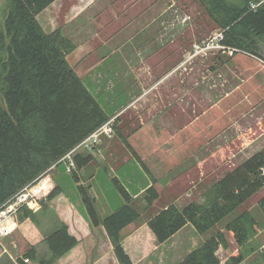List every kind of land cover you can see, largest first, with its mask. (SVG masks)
Returning <instances> with one entry per match:
<instances>
[{"label": "trees", "instance_id": "16d2710c", "mask_svg": "<svg viewBox=\"0 0 264 264\" xmlns=\"http://www.w3.org/2000/svg\"><path fill=\"white\" fill-rule=\"evenodd\" d=\"M54 1L8 0L6 6L8 54L0 61V207L22 187L60 167L64 163L60 159L66 153L112 117L68 62L66 56L75 45L60 30L49 33L40 23L38 14ZM199 1L209 19L225 30L224 43L232 48L231 60L243 81L176 135L151 123L128 135L118 132L152 181L145 190L148 206L161 199L160 178L165 173L264 102V84L257 76L264 74V0L257 8H252V4L261 0ZM116 131L117 124L115 134ZM84 152L75 154L76 167L68 170L78 183L92 223L104 225L120 263L133 264L123 239L137 228L141 213L133 206L127 187L113 177L125 203L104 217L100 215L95 198L79 184L78 170L93 160L92 154ZM262 167L264 149L223 177L209 191L205 203L194 201L183 209L171 203L148 220L159 243L166 242L187 224L205 235V241L176 264H220L218 250L230 246L225 230L235 238L238 252L224 264H264L263 252L251 259L260 248L255 240L260 232L258 221L250 210L239 211L264 187ZM58 193L54 187L46 199H41L37 212L27 207L21 210L19 222L31 220L43 233L47 248L44 256L35 247L29 249L24 255L29 261L54 264L80 243L50 204ZM258 204L264 212V196ZM221 223H225L222 228ZM17 263L30 264L24 259Z\"/></svg>", "mask_w": 264, "mask_h": 264}, {"label": "rangeland", "instance_id": "374dc122", "mask_svg": "<svg viewBox=\"0 0 264 264\" xmlns=\"http://www.w3.org/2000/svg\"><path fill=\"white\" fill-rule=\"evenodd\" d=\"M151 1H153L152 8L154 7V10L152 13H154V17L161 16V18L150 26L148 19L152 17L146 13L145 17H140V21L131 27L129 26L130 28L127 27L125 29L127 31L123 32L124 36L127 33H135V40H125L126 46L135 53V47L138 44L142 45L145 50L144 45L147 44V38L151 35L159 36L164 31L163 34L169 33V35L178 36L177 39L172 38L175 40L169 41L163 51L161 50L164 45L163 39L161 37L154 39L153 44L157 46L158 53L151 71H148L146 75L136 74L137 81L133 82L132 75L119 73L117 69H112L111 65L116 63L114 61L121 59L123 62L126 60L123 58L122 51L112 52V42L100 50L101 55L106 54L108 56L107 62L105 57L100 56L97 52L92 54L95 50L89 49L88 52H84V59L78 68V71H83L84 83L89 89L91 88L90 91L98 98L110 116L116 117L115 121L117 122V134L111 138L105 136L106 142L103 145L99 148L96 146L85 150L83 153L87 155L92 151L94 158L85 168L78 170L79 184L87 187L92 196L95 195L93 197L98 212L108 215L112 213V208L118 209L123 205L118 201L125 202L124 197L112 181L113 177L120 175L121 183L128 188L132 195L133 206L141 213L137 229L142 228L139 235L142 241H147L150 231L149 228L144 227L145 223L159 210L171 203L176 204L181 209L194 201L205 203L209 191L223 177L264 149V103H262L257 109H252L253 111L251 110L252 112L235 126L228 128L227 132L225 130V133L218 140H210L197 150L198 157L195 156L196 153H193L189 158L183 159V162L165 173L160 178L163 185L161 199L155 205H147L145 190L151 182L148 176L137 168L135 162H127L126 160L123 162L122 159L129 154L121 137L118 136V132L121 131L124 135H128L135 128L151 123L169 131L172 135L178 134L193 124L200 114L217 104L215 102L219 101L223 95L230 93L235 85L243 80L241 74L235 73L238 70L231 60L229 51L213 52L214 50H211L207 51L205 56H202V53L194 57V53L191 55L196 42L204 45L215 33L220 31V28L209 19L199 0H140L134 10L117 11L118 15L111 12L113 9L98 10L99 25L97 19H94L98 12L93 11V13L85 16L84 27H82L81 22L84 16L78 18L73 24H64L66 11L63 9L55 11L49 8L40 17V21L47 25L48 31L60 30L64 35V33L76 29L79 31L84 29V33L87 35L96 36L97 33H101V36L107 40L108 37L104 34H113L120 27L128 24L127 17L128 15L131 17L134 12L137 13V17L141 16L146 8H149ZM7 4L8 0H0V61L8 54L6 50L9 42L8 37H6ZM51 16L54 17L56 25L50 26ZM94 21H97V24L91 26L90 23H94ZM104 29H106L105 32H103ZM102 43L103 41L96 42L98 45H102ZM153 49L154 47H152ZM262 53L264 55V44H262ZM176 54H178L177 57ZM68 59L72 65L78 61L74 54ZM162 62H169L170 64L167 67H159ZM171 62L175 64L173 63V65ZM168 69L169 72L161 81L160 77ZM213 69H216L213 72L214 77L210 74ZM77 73L79 74V72ZM258 75L264 84V74L258 73ZM139 80H142L145 86L140 87ZM249 143L257 144L250 147ZM245 147L247 148L243 150ZM46 177L51 179L53 188L59 189V193L53 199L54 202L51 201L53 205L51 206L57 213H74V215H70L72 218L69 217L70 223L73 224L75 233L79 234L80 238L84 237V219L82 217L83 213H87V210H85L82 197L78 191V183L74 181L72 171L67 168V163L64 162L60 167L51 170ZM114 193L119 196V200ZM263 196L264 187L255 193L239 210H250L259 224L260 232L255 240L260 244V248L251 259L258 254L261 255L262 252L264 253V212L258 204L259 199ZM46 198L47 195L42 197V199ZM109 204L115 207H110ZM76 224H80L81 227ZM224 225L225 223H221L219 227L222 228ZM34 227L35 224L29 220L27 225H22L13 235L11 234L2 240V246L5 244L8 249L5 250L3 247L4 251L7 252L5 255L9 257L12 263L19 259H25V253L33 247L37 248L41 256L47 252L44 243L40 242L42 241V233H38ZM27 228L31 233L37 232L39 240L27 235L35 246L30 241L20 239V236H24ZM46 229L47 227H43V230ZM224 232L229 239L230 246L228 249L220 248L218 251L222 264L229 256L238 252V245L233 235L227 230ZM204 241L205 235H201L192 225H189L177 237L167 243L166 247L159 253H166L169 257L167 260L170 259L171 262H175ZM83 258L84 247L78 253V259L81 262ZM162 259L160 263H162ZM28 263L33 262L29 261Z\"/></svg>", "mask_w": 264, "mask_h": 264}, {"label": "crops", "instance_id": "0c3cea01", "mask_svg": "<svg viewBox=\"0 0 264 264\" xmlns=\"http://www.w3.org/2000/svg\"><path fill=\"white\" fill-rule=\"evenodd\" d=\"M138 3H140V0H55L45 10H43L41 13L38 14V19L40 21L41 14H43V13L45 14V11L47 9H49V8H52L55 11H58V9H61V10L63 9V10L66 11L65 12L66 15L64 16V17H66V19L64 20V24H73L75 21L78 20V18H81L82 16H84L83 19H81L82 20L81 22L83 24L82 27H84V22H85L84 19H86L85 16L88 15V14L93 13V11L98 12V10L113 9V11H111V12L117 13V11H122V10H130V9L134 10ZM152 5H153V1H151V3H149V8H146V11L139 17H137V13L136 12L131 14V17H130V15H128V17H127L128 24L124 25L122 28L120 27V29L117 30L116 32H113V34L109 33V34L105 35L103 33L104 36L108 37L107 40H105L101 36V33H97L96 36L87 35L86 33H84V29L82 31H79L78 29H76L75 31L64 33V35L66 34L65 35L66 38L68 37L67 39L70 40L72 43L74 42L73 44L75 45L74 51L69 53V54H67L66 58H67L69 63H70V60L68 59V57L70 56V58H71L72 54H74L78 58V61H76L77 63L73 64L74 66L71 63H70V65L74 67L76 72H79L80 75L78 73L77 74L83 79V81H84V74L82 73L83 71L82 70H81V72H80V70L78 71V68L81 66L82 59H84V52H88L89 49L93 50V51L95 50L92 54H96V52H97L100 56L105 57L106 58V62H107V59H108L107 57L108 56L106 54H102L101 55L100 50L103 47L108 46L111 42L113 43L112 44L113 45L112 52L115 53V52L122 51L123 58H126V60L123 61V62L121 61V59H118V60L114 61L116 63L111 65L112 69H117V71L119 73L123 72V73H125L127 75H132L133 82L137 81L136 76H135L136 74H138V73L140 74L141 73V74H145L146 75L148 73V71H151L152 66H153V64H154V62L156 60L157 53H158L157 46H155L153 44L154 39L158 38V37H161L163 39L164 45L162 46V49H161L163 51L164 49H166V44L169 43V41H174L175 39L178 38V36H176L175 34L169 35V33H164L163 34L164 31L159 36L151 35V36H149L147 38V42H146L147 44L144 45L145 46V50H144V47L142 45L138 44L135 47V50H136V53H135V51H130L131 49L129 47H127L126 43H125V40L126 41L135 40V38H136V36H134L135 33H132V32L129 33V34L127 33V35L124 36L123 32L127 31V30H125L127 27H129V26L131 27L132 25H134L138 21H140V19H139L140 17H145L146 13H148V16L152 17V18L148 19V24L150 26L153 25L154 22H157L158 19L161 18V16L160 17H154V13H152L153 10H154V7L152 8ZM140 6H141V4H140ZM163 11H162V13H163ZM75 15H76V17H75ZM117 15H118V13H117ZM120 15L123 16V14H120ZM115 17H117L116 14H115ZM50 18H51L49 20V23H51L50 26L56 25V23L54 22V17L51 16ZM59 18H61V17H59ZM98 18H99V12H98L97 16H94V19H97L98 25H99L100 23H99ZM118 18H119V16H118ZM119 20H120V18H119ZM97 21H94V23H90V25L91 26L92 25H96ZM58 22H59V20H58ZM40 23L42 24V26L44 27V29L47 32H52V31H48V27L45 24V22L40 21ZM162 23H163V20H162ZM59 25H60V23H59ZM163 25H164V23H163ZM105 31H106V29H104L103 32H105ZM92 37H94V39H91ZM172 38H175V39H172ZM97 41H103L102 45L96 44ZM152 47H154L153 50H152ZM177 56H178V54H176V57ZM143 60H144V63H143ZM176 61H175V63H176ZM163 63H164V65H163ZM171 63L173 64L174 62H171ZM169 64H170L169 62H162V64L159 67H161V66L162 67H167ZM83 67H84V62H83ZM215 70L216 69H213L212 71H210V74L212 75V77H214L213 76V72ZM237 70H238V68H237ZM168 72H169V69L166 70L163 73V75L160 77L161 81H162V79L165 77V75ZM236 72L239 75L241 74V72L239 70L235 71V73ZM220 75H223V74L220 73ZM241 76H242V74H241ZM257 76L259 77L258 74H257ZM259 79H261V78L259 77ZM139 81H140V83H139L140 87L145 86V83L142 80H139ZM242 81H239L235 85V87L231 90V92L234 91L235 89H237L238 86L242 83ZM228 94L229 93L223 95L221 97V99L224 98ZM217 102H215V103H217ZM215 103H213V104H215ZM262 103H264V102H262ZM261 104H259V105H261ZM258 106H256L253 110L257 109ZM252 111H250L247 114H245L241 119H243L244 117H247L249 115V113H251ZM205 112H207V111H205ZM241 119H239L238 121L234 122L229 127V129L231 127L235 126ZM116 124H117V122H116ZM229 129H227L225 132H227ZM225 132L221 133L219 136H217L216 138L212 139L211 141L218 140V138L220 136H222ZM116 134H117V131H116ZM176 134H174V135H176ZM105 142H106V140H105V138H103V141H102V143H100L98 145V148L101 145H103V143H105ZM256 144L257 143H249V146L253 147ZM246 148L247 147L243 148V150L246 149ZM127 152L129 154V156H126L125 158H123L122 159L123 162H125L124 160H126L127 162H133V163L135 162V164L137 165V168L139 170L143 171L146 176H148L146 174V172L143 170V168L139 165L137 160L134 158V156L131 154V152L129 150H127ZM89 153L92 154V151L89 152ZM195 156L198 157L199 156L198 153H196ZM115 158L117 159V157H115ZM131 158H133V159L131 160ZM186 159L187 158H185L184 160H186ZM86 166H84V168ZM116 177L121 179L120 175L116 176ZM148 178H149V176H148ZM149 180H150L151 183L148 185V187L152 184V181H151L150 178H149ZM136 189H138V188L136 187ZM114 195L119 200V196L117 194H115V193H114ZM93 196L95 197L94 194H93ZM107 199H108V197H107ZM52 202H54V201L52 200ZM52 202H51V205H52ZM118 202L119 203H125V202H122L121 200L118 201ZM110 207H115V206L110 205ZM112 209H113L112 212H114L116 210L114 208H112ZM58 215L61 216V218L64 221L67 222V224L69 225L70 232L80 239V243L76 247H74L72 250H70V252H68L63 257L58 259L54 264H82V262H84V264H120V262H119V260H118V258L116 256L115 250H114L113 242H112L110 236L108 235V232H107L106 228L104 227V225L95 226L92 223L88 213H83V217L82 218L84 219V231H83L84 232V237L80 238L78 236L79 234L75 233L74 228H73V224L70 223V218L69 217L72 218V216H70V215H74V213H58ZM100 215L102 217H104L105 215H107V213H100ZM28 223H29V219H26L23 222H21L19 227H21L24 224L27 225ZM76 225L78 227H81L80 224H76ZM189 225H191V224H187L184 228H182L179 232H177L174 236H172L166 242L159 243L157 238H156V236H155V234L152 232V230L150 229V227L148 225V222H147L144 225V227H147L150 230L149 231V236L147 237V241L146 240L142 241L141 237H139L140 231H141L142 228H138V229L136 228L133 232L128 234L123 239V246H124L125 250L127 251V253L131 256V259L134 262V264H176L180 260L185 258V256L190 251H192L193 249H195L197 247H194L185 256H183L180 260H176L175 262H171L170 259L167 260V258H169V257H167L166 253H161L160 254L159 252L163 248L166 247L167 243H169L172 239L177 237V235L180 232H182L185 228H187ZM34 228H36V231L38 233H40V234L42 233L36 226ZM28 230H29V228H27V230L24 232V236H20L21 240L23 239V240H26V241H30L28 239V236H32L36 240H39V237H38L36 231H33L31 233ZM100 231H101L102 235H101ZM97 234H99V235H97ZM41 235H43V233ZM43 236H42V239H41L42 241H40L41 243L44 241V237ZM7 237H5V238H7ZM30 242L32 243V241H30ZM83 243H84V246H83ZM200 243L198 244V246L200 245ZM143 244L145 245V248H143L144 247ZM32 245L35 246L33 243H32ZM5 246L6 245L4 244V246H2V249L0 250V264H11L12 261L9 259V257H7L5 255L7 253V252L4 251V248H3ZM82 247H84V258H83V260L81 262L80 259H78V253L80 252ZM5 250H8V249L5 247ZM138 256H141V257L139 258ZM10 257L13 259L12 256H10ZM161 258H163L162 259V263H160ZM32 264H39V263L33 262Z\"/></svg>", "mask_w": 264, "mask_h": 264}, {"label": "built area", "instance_id": "2783aa9c", "mask_svg": "<svg viewBox=\"0 0 264 264\" xmlns=\"http://www.w3.org/2000/svg\"><path fill=\"white\" fill-rule=\"evenodd\" d=\"M263 3V0L253 3L252 8H257ZM225 30L220 29L219 32L215 33L213 37L207 41L204 45L196 42L193 46L191 55L193 57L201 54L202 56L207 55V51H229L231 52V47L224 43ZM205 50V51H204ZM261 64L264 66V59H261ZM116 117L110 118L107 122L101 125L97 130L83 139L76 147L70 150L63 157V162L67 163L69 170L76 167V162L74 159L75 154L78 151L92 149L102 143L103 138L113 137L115 134V121ZM261 177L264 181V167L261 168ZM53 189V184L51 179L47 178L46 175H41L33 183L24 187L20 192L15 194L11 199H9L4 205L0 207V243L2 245V240L13 234L20 225L19 215L24 207H27L33 211H39L41 208V199L43 196L47 195ZM25 262H29V259L25 258ZM17 262V261H16ZM18 264V263H17Z\"/></svg>", "mask_w": 264, "mask_h": 264}, {"label": "bare ground", "instance_id": "6f19581e", "mask_svg": "<svg viewBox=\"0 0 264 264\" xmlns=\"http://www.w3.org/2000/svg\"><path fill=\"white\" fill-rule=\"evenodd\" d=\"M64 156H65V155H64ZM64 156H63V157H64ZM63 157H62L60 160H62V159H63ZM35 180H36V179H34L32 182L28 183L27 185H29V184L33 183ZM27 185H25L24 187H26ZM24 187H22V188H21V189H20L18 192H20V191H21V190H22ZM18 192H17V193H18ZM17 193H16V194H17Z\"/></svg>", "mask_w": 264, "mask_h": 264}]
</instances>
